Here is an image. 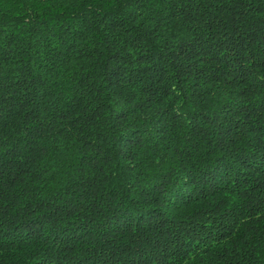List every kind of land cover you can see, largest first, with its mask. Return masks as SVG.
Segmentation results:
<instances>
[{"label": "trees", "instance_id": "obj_1", "mask_svg": "<svg viewBox=\"0 0 264 264\" xmlns=\"http://www.w3.org/2000/svg\"><path fill=\"white\" fill-rule=\"evenodd\" d=\"M0 264H264V0H0Z\"/></svg>", "mask_w": 264, "mask_h": 264}]
</instances>
